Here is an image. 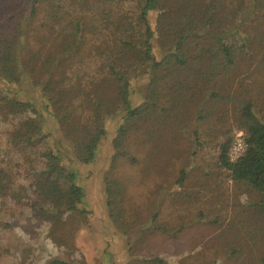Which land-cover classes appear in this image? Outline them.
<instances>
[{
	"label": "rangeland",
	"instance_id": "rangeland-1",
	"mask_svg": "<svg viewBox=\"0 0 264 264\" xmlns=\"http://www.w3.org/2000/svg\"><path fill=\"white\" fill-rule=\"evenodd\" d=\"M52 6L42 3L34 34H48L45 24L53 20L47 17ZM136 7L135 2L125 3L121 10L134 14ZM58 10L63 22L79 18L88 27L84 50L70 58L67 66L57 64L55 73L58 78L61 69L65 72L62 79L72 91L68 95L74 127L81 131L92 126V96L105 98L104 93L111 96L114 91L101 81L105 74L98 67L101 61L89 55L106 24L107 8L91 10L72 2ZM61 28L62 22L56 23L50 37H56ZM259 37V42L239 55L229 75L218 79L216 87L224 98L208 103L213 113H204L206 118L196 122L188 105L186 119L181 121L172 120L175 113L171 112L167 124L155 121L156 115L138 123L123 143L127 155L115 157L112 145L120 103L105 120L106 132L90 163L77 159L73 146L77 132L64 135L51 118L46 119L44 125L53 138L48 145L60 149L63 164L76 172L85 190L87 212L83 214L47 202L44 205L52 208L36 213L32 202L39 171L44 168L40 153L46 144L28 143L17 126L20 117L3 119L0 114V167L9 178L0 184V264H45L52 259L71 264H264L261 196L246 184L233 182L216 162L217 144L227 136L233 140L242 131L237 115L245 100L253 101L255 114L264 122V27ZM39 63L30 62L29 68H41ZM92 82L99 87L94 89ZM30 84L23 79L10 89L19 94L26 90L29 97L34 94ZM132 87L131 103L137 105L148 85L138 77ZM179 111L186 109L180 105ZM196 125L202 144L197 146ZM182 168L186 173L178 182ZM109 188L116 190L113 196Z\"/></svg>",
	"mask_w": 264,
	"mask_h": 264
},
{
	"label": "trees",
	"instance_id": "trees-1",
	"mask_svg": "<svg viewBox=\"0 0 264 264\" xmlns=\"http://www.w3.org/2000/svg\"><path fill=\"white\" fill-rule=\"evenodd\" d=\"M72 2L91 10L107 8L106 24L89 55L101 61L98 67L100 72H105L101 81L114 90L110 89L111 96L104 93L105 98L100 94H96L97 99L92 96V126H84L81 131L74 127L68 95L72 91L62 79L65 72L61 69L58 78L55 74L57 64L67 66L70 58L84 50L87 24L79 18L63 22L62 12L58 10ZM130 2L136 3L138 12L121 10ZM42 3L53 5L47 13L53 20L46 22L49 32L44 35L32 32ZM263 14L264 0H0V83L4 84H0V114L3 119L20 117L17 126L24 131L28 143L46 144L40 153L44 168L39 171L32 202L36 213L52 208L45 206L46 202L65 211L87 212L85 190L76 172L63 164L59 148L48 145L53 138L51 130L44 125L47 118L64 135L77 132L73 146L82 163H90L97 156L106 132L104 122L116 112L119 103L121 116L112 140L115 157L127 155L123 143L128 133L155 115V121L166 120L167 124L174 112L172 120L181 121L186 119L189 105V112L196 114L194 120L200 122L214 111L208 103L224 98L216 87L218 79L229 75L239 55L260 41ZM61 22L56 37H50L53 26ZM36 46L37 49L33 48ZM35 61L40 62L41 68H29V63ZM138 77L146 80L148 87L145 98L136 105L131 103L130 94ZM23 79L31 81L33 96H26V90L19 94L18 90L10 89ZM92 84L94 89L99 87ZM180 105L186 111L178 112ZM254 108L253 101L247 99L238 110V127L243 131L246 146L244 153L229 161L232 138L227 136L217 144L216 162L233 182L256 190L263 209L264 122ZM197 131L196 125L193 130L196 146L202 145ZM185 173L182 168L178 182ZM8 179L7 172L0 167L1 186ZM115 191L109 188L108 194L113 196ZM112 202L111 198L109 204ZM45 264L71 263L52 259Z\"/></svg>",
	"mask_w": 264,
	"mask_h": 264
},
{
	"label": "built area",
	"instance_id": "built-area-1",
	"mask_svg": "<svg viewBox=\"0 0 264 264\" xmlns=\"http://www.w3.org/2000/svg\"><path fill=\"white\" fill-rule=\"evenodd\" d=\"M246 146L242 131H238L233 137L230 149L228 151V159L233 162L239 158L245 151Z\"/></svg>",
	"mask_w": 264,
	"mask_h": 264
}]
</instances>
